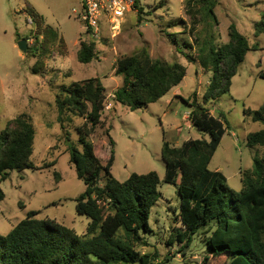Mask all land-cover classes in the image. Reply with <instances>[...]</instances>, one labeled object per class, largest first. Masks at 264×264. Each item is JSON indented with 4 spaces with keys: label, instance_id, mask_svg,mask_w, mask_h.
<instances>
[{
    "label": "rangeland",
    "instance_id": "1",
    "mask_svg": "<svg viewBox=\"0 0 264 264\" xmlns=\"http://www.w3.org/2000/svg\"><path fill=\"white\" fill-rule=\"evenodd\" d=\"M82 1L0 0V133L9 121L28 114L36 131L31 161L39 169L14 171L8 180L0 183L4 193L0 202V235L9 234L30 212H37L39 219L56 220L78 235L86 234L90 219L78 214L77 198L87 187L70 163L72 146L83 151L77 131L85 119L69 114L62 126L57 119L56 98L62 87L100 79L106 88L105 109L101 124L89 137L97 156L103 162L108 160L112 138L116 154L112 175L117 180L124 182L134 173L149 172H156L161 180L162 196L150 218L153 233L147 236L149 246L140 251L157 255L154 264L164 263L166 257L171 260L164 264H224V258L211 257L204 263L207 246L202 232L193 237L189 249H183L179 243L169 244L175 230L182 227L181 199L177 187L164 181L167 168L162 153L164 142L181 147L190 139L210 140L209 134L184 118L192 110L185 100H190L195 92L202 100L211 79V73L185 57L196 55V38L206 36L207 26L187 8L192 0H140L142 13L128 14L115 38L111 36L110 21L104 20L102 39L97 41V58L90 64H82L77 57L81 41L93 39L73 12L80 11ZM218 1L215 44L228 43L229 27L235 25L251 45H258L239 67L230 93L207 104L215 117L223 113L229 124V131L209 167L223 173L228 186L240 192L242 173L252 169L255 156H264V148L247 146V136L262 130L263 124L245 114L246 109L256 111L264 105V34L255 35V24L264 18V0ZM29 8L41 15L45 26L59 33L65 43L63 53L60 41L50 46L46 56L37 52L36 25L29 19ZM17 34L24 40L30 38L27 53L19 49ZM171 35H176L179 46L173 44ZM186 43L193 49L186 47ZM144 49L154 59L182 64L187 75L159 102L131 111L114 98L123 84L122 77L115 74L116 62ZM38 62L43 66L36 74L33 69H39ZM107 105L111 110H107Z\"/></svg>",
    "mask_w": 264,
    "mask_h": 264
},
{
    "label": "trees",
    "instance_id": "2",
    "mask_svg": "<svg viewBox=\"0 0 264 264\" xmlns=\"http://www.w3.org/2000/svg\"><path fill=\"white\" fill-rule=\"evenodd\" d=\"M140 4L137 3L136 10L142 13ZM218 4V0L187 3L193 17H200L207 27L206 36L196 38V55L185 57L211 73V79L202 100L195 92L185 102L192 109L191 124L209 134L210 140L190 139L181 147L164 142L162 153L167 164L164 181L177 187L181 199L182 227L175 230L169 244L179 243L183 249H189L193 237L202 232L207 246L204 263L211 257L224 258V264H264V156H255L252 169L242 173L240 192L228 186L223 173L209 167L229 131V124L223 113L215 117L207 104L230 93L232 80L247 54L258 49L235 25L229 27L228 43L215 44ZM28 16L36 25L37 52L46 56L50 46L60 41L63 53L65 43L59 33L45 26L44 19L33 8L28 9ZM262 34L264 18L255 24V35ZM17 36V40L23 39ZM171 36L173 44L179 46L176 35ZM185 46L193 49L190 43ZM77 57L82 64L92 63L97 58V42L81 41ZM36 66L39 69L34 67L33 71L39 74L43 63ZM115 74L123 79L115 92V101L136 111L159 102L179 86L187 69L179 63L154 59L144 49L118 59ZM105 101L106 88L100 79L62 87L56 98L57 119L62 126L69 114L85 119L77 131L83 151L72 146L70 163L87 187L77 198L78 214L90 219L86 234L78 235L56 220L39 219L37 212H30L9 234L0 235V264H154L158 256L144 254L140 248L149 246L147 236L153 233L150 218L162 196L161 180L156 172L134 173L124 182L117 180L112 175L116 160L112 138L108 160L103 162L97 156L89 137L102 122ZM245 114L263 124L262 130L247 136V146L264 148V105L256 111L246 109ZM35 136L28 114L8 122L0 133V183L8 180L14 171L39 170L31 161ZM3 198L0 189V202ZM170 260L166 257L164 263Z\"/></svg>",
    "mask_w": 264,
    "mask_h": 264
},
{
    "label": "built area",
    "instance_id": "3",
    "mask_svg": "<svg viewBox=\"0 0 264 264\" xmlns=\"http://www.w3.org/2000/svg\"><path fill=\"white\" fill-rule=\"evenodd\" d=\"M138 2L140 0H83L80 11L73 12L75 18L97 42L102 39L101 27L104 20L110 21L111 36L115 38L127 15L138 11L136 10ZM107 110H111V106L107 105Z\"/></svg>",
    "mask_w": 264,
    "mask_h": 264
},
{
    "label": "water",
    "instance_id": "4",
    "mask_svg": "<svg viewBox=\"0 0 264 264\" xmlns=\"http://www.w3.org/2000/svg\"><path fill=\"white\" fill-rule=\"evenodd\" d=\"M19 49L23 52V53H27L28 49H29V45H28V41L27 40H20L19 41Z\"/></svg>",
    "mask_w": 264,
    "mask_h": 264
},
{
    "label": "crops",
    "instance_id": "5",
    "mask_svg": "<svg viewBox=\"0 0 264 264\" xmlns=\"http://www.w3.org/2000/svg\"><path fill=\"white\" fill-rule=\"evenodd\" d=\"M128 16V15H127ZM124 22V21H123ZM173 103H174V100L173 99H171L170 100V105L172 106L173 105ZM212 114L214 115V113L212 112ZM189 115H190V112L189 113H187L186 115H185V120H187V119H189ZM215 116V115H214Z\"/></svg>",
    "mask_w": 264,
    "mask_h": 264
}]
</instances>
